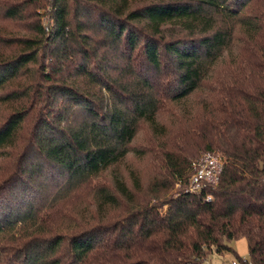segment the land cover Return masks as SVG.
Wrapping results in <instances>:
<instances>
[{
  "label": "trees",
  "instance_id": "obj_1",
  "mask_svg": "<svg viewBox=\"0 0 264 264\" xmlns=\"http://www.w3.org/2000/svg\"><path fill=\"white\" fill-rule=\"evenodd\" d=\"M0 18L16 24L0 26V156L20 147L0 176L14 264H205L242 237L236 261L264 264V0H10ZM198 93L167 141L166 100ZM143 123L148 193L140 169L121 170ZM208 152L219 179L192 192ZM86 188L73 231L44 226L50 199Z\"/></svg>",
  "mask_w": 264,
  "mask_h": 264
},
{
  "label": "rangeland",
  "instance_id": "obj_2",
  "mask_svg": "<svg viewBox=\"0 0 264 264\" xmlns=\"http://www.w3.org/2000/svg\"><path fill=\"white\" fill-rule=\"evenodd\" d=\"M10 0H0V7L4 6L5 3L9 2ZM40 14H42V21H46L47 15L43 14L47 10L40 9L38 10ZM11 22L4 20L0 18V26L8 30L9 28L15 29L16 24H14V27H11ZM241 43L239 41H236L235 44L232 47V53L237 54L238 49L240 48ZM199 97H201V94L198 93L197 95H194L188 102L187 106L184 104L182 105H175L168 102L166 100L164 108L161 110L160 119L161 121L167 126L168 128V138L167 141H171L170 137H174L175 131L177 132L179 130V118L181 119V115H187L189 110H191L195 103V101H198ZM9 112L8 108L6 106H0V122L4 119L5 115ZM27 133V129L26 132ZM24 136L21 138V142L24 139ZM165 138V139H166ZM156 137L152 135L151 128L148 124L143 123L140 126V131L135 138L133 145L135 149H138L139 151L137 153L129 154L128 159L126 163L121 165V170L124 174H127V170L129 169V166H132L133 168L140 169L141 173L143 174L144 178V188L142 192L148 193V186L147 183L151 179V174L156 171V168L154 167V163L150 164V160L153 159V156L155 154L154 147L156 146ZM20 150V147L17 146L15 148H7L4 151H2V156H0V176L3 175L8 167L10 166L11 159L13 155L18 153ZM145 155V157H142ZM11 158L8 159L7 158ZM100 182H103L107 185L110 184V175L109 172L103 174V176L98 180ZM177 186V185H176ZM90 190L88 188L84 189L83 191L79 193H75L67 198L59 197L50 199V204H54V209L51 211V214L49 217L46 218L45 227L47 229L52 228L54 231L69 233L73 231L76 227V223L79 222L80 218L82 217L83 209L88 206L90 201ZM49 205V204H48ZM46 204V206L48 207ZM81 215V216H80ZM77 217H79L77 219ZM19 234L14 235V237H18ZM15 238L13 236H4L0 237V251H3L4 249H8V253L6 256L0 255V264H14L15 261L13 260V257H10V251L9 249L16 243ZM230 246L235 250L236 254L233 253L231 250H226L221 254L214 253L212 254L208 259H206L205 264H223L225 261H232V260H238L237 255H239L242 258H248L249 257V249H248V243L246 238L242 237L239 239H235L231 241Z\"/></svg>",
  "mask_w": 264,
  "mask_h": 264
},
{
  "label": "built area",
  "instance_id": "obj_3",
  "mask_svg": "<svg viewBox=\"0 0 264 264\" xmlns=\"http://www.w3.org/2000/svg\"><path fill=\"white\" fill-rule=\"evenodd\" d=\"M193 173L190 177L188 189L200 192L207 183H216L223 167L221 156L214 153H205L200 159L193 161ZM210 198V196H208ZM224 264H239L236 260Z\"/></svg>",
  "mask_w": 264,
  "mask_h": 264
}]
</instances>
